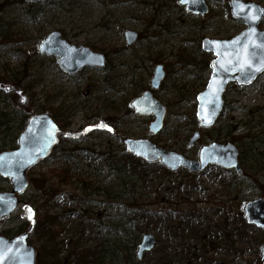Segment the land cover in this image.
I'll use <instances>...</instances> for the list:
<instances>
[{
  "label": "rangeland",
  "instance_id": "1",
  "mask_svg": "<svg viewBox=\"0 0 264 264\" xmlns=\"http://www.w3.org/2000/svg\"><path fill=\"white\" fill-rule=\"evenodd\" d=\"M205 1L208 12L200 16L187 12L178 0H77L63 7L57 0L32 4L0 0V77H5L0 81L5 122L0 129V151L17 146L24 120L15 118L18 104L4 95L13 85L10 74L19 73L27 79L13 94L15 101L22 99L20 108L27 113L54 114L63 100L67 112L70 109L69 118L53 116L59 127L57 149L28 171L29 179L42 188L30 183L14 212L0 220V235L12 237L20 227L25 230L31 225L29 243L36 251L42 248L46 256L53 250L62 260L69 257L64 264H77L75 254L80 251L124 245L130 242V234L138 233L139 241L144 233L154 236L153 249L141 259L136 258V248L127 251L129 254L116 251L112 264H264V229L247 223L244 212L245 203L264 199V73L249 86L229 84L222 115L212 127L201 128L199 141L187 147L197 128L196 124L189 130L196 100L188 91L176 90L183 85L196 88L199 82L186 80L180 85L176 69L189 63L181 57L184 63L179 65L176 55L182 51L201 58L196 48L201 39L230 38L245 28L231 16L229 0ZM243 1L264 7V0ZM259 27L264 30V19ZM126 29L139 34L130 46L123 36ZM54 30L75 45L106 53L108 65L103 70L86 68L73 76L64 74L56 58L38 52L40 42ZM159 62L168 75L155 95L167 106V113L163 129L151 134L147 124L153 116L130 114L127 108L133 93L144 89ZM139 80L143 87L134 89ZM110 83L118 93L107 90ZM89 84L93 88L85 102L83 90ZM27 85L32 88L30 93L24 92ZM56 97L58 102L52 104ZM97 112V119L92 118ZM105 112H117L119 126L114 135L108 130L111 124ZM177 114L181 115L179 121ZM102 124L106 127L96 130ZM227 126L233 128L230 134L224 131ZM218 127L223 128L219 135ZM125 136L150 137L190 159L198 158L202 145L235 138L244 155L245 175L216 165L196 173L183 167L163 171L159 164L153 169L143 166L137 186L124 189L115 171L107 168V156L98 152L111 150L114 163L120 159L121 165L127 163L133 171L121 152ZM250 137L255 138V144L248 143ZM87 152L95 156H87ZM61 170L68 175L67 185L58 184L54 176ZM9 188V181L0 177V190ZM45 214L54 217L47 227L44 221L38 222ZM39 226L54 229V236L38 233L35 229Z\"/></svg>",
  "mask_w": 264,
  "mask_h": 264
},
{
  "label": "water",
  "instance_id": "2",
  "mask_svg": "<svg viewBox=\"0 0 264 264\" xmlns=\"http://www.w3.org/2000/svg\"><path fill=\"white\" fill-rule=\"evenodd\" d=\"M38 2L44 0H27ZM185 6L186 11L204 15L208 11L205 0H179ZM238 5L247 6L242 10ZM233 18L243 22L244 30L231 38L216 39L204 38L201 40V49L211 53L214 58L211 61V73L208 81L196 95L195 116L200 127L212 126L220 116L223 105L225 88L230 82L238 85L251 84L264 71V30L259 23L264 18V8L254 2L230 0L228 3ZM236 13V14H234ZM256 19H252V16ZM126 45L136 42L138 34L134 30L124 32ZM233 42H238L234 44ZM245 45L251 46V59L255 61L247 75V81L242 78L241 72L232 70L227 61V54L242 49ZM39 52L57 58L58 66L67 74H74L85 67L101 68L105 66V55L95 52L89 47L75 45L62 37L60 31L54 30L48 33L39 45ZM220 53V55H218ZM227 69V70H226ZM165 77L163 64H157L153 68L150 77V89H144L139 95L130 100V106L134 113L140 115L153 114L154 120L148 125L152 134L158 133L163 126L166 113V105L161 103L152 92V89L160 87ZM89 84L86 87L88 90ZM58 127L48 113L32 115L23 131L18 135V146L11 150L0 152V176L9 179L10 190L0 191V219L9 216L19 203L18 196L23 193L29 184L27 171L49 156L53 147L58 142ZM200 137L199 129H196L187 144L191 147ZM126 150L134 156L147 162L160 161L171 171L180 167L187 168L190 172H197L209 164H215L226 169H233L238 175L244 174L239 162V149L232 142H211L202 145L199 149L198 160L185 157L183 154L165 149L148 137H126L123 140ZM247 222L256 227L264 228V200L249 201L244 206ZM28 231H24L13 238L0 235V264H36V249L27 240ZM155 245L152 234L145 233L137 247V257L141 258L145 251L151 250ZM264 257V246L261 249ZM212 264H227L215 261Z\"/></svg>",
  "mask_w": 264,
  "mask_h": 264
},
{
  "label": "trees",
  "instance_id": "3",
  "mask_svg": "<svg viewBox=\"0 0 264 264\" xmlns=\"http://www.w3.org/2000/svg\"><path fill=\"white\" fill-rule=\"evenodd\" d=\"M77 2V0H57V5L60 7H63L64 5H73ZM196 48L198 49V53L202 56L201 58H197L195 59L192 55H188L187 53H183L182 51H179L176 55L177 57V61L178 64L180 65L183 61L181 60V57H184L185 60L189 63H187V66L182 65V67L176 69V77L180 78V85H183L182 83H185L186 80H190V81H194V82H199V85L196 86V88H194L195 86L192 85L190 87H188L187 85H183L181 87H178L176 91L179 92H184V91H188L191 95V97H195L196 93L198 91H200L202 88H204L208 76L210 74V59H209V55L202 52L200 50L199 45L196 46ZM121 50V49H118ZM105 56H107V54L105 53ZM108 60V58H107ZM184 63V62H183ZM108 65V61L106 66ZM19 73H13L10 74L8 79L10 80L9 82L12 83L13 85L9 87V90L5 93V96L7 97V99L13 102H16L18 104V107H16V112H15V118L22 116L23 117V121L22 124H25V119L28 118L30 115H32L31 113H27V109H21L20 106H22L23 102L22 99L17 102L13 99V94L17 91V88L20 87V83L26 81V78H21L18 76ZM168 75V74H167ZM5 77H0V81H2ZM109 86H107V90L108 91H115V92H119L118 90H115L113 88V86L110 84H108ZM164 85V84H163ZM162 85V87H163ZM138 87H135L134 89H141L143 87L142 85V81H138L137 83ZM147 86V84L144 86V88ZM193 88V89H192ZM24 92H28L30 93V90L32 89L30 85L25 86L24 88ZM11 91H12V95H11ZM23 92H20V94L22 95ZM120 94V93H119ZM137 92L133 93V95H136ZM32 95V94H31ZM132 95V96H133ZM21 98V97H20ZM185 98V97H182ZM88 107L90 106L89 104H87ZM111 107H112V103H110ZM85 108V107H84ZM54 110H56V112L54 113L56 116L57 114H61L59 115L60 117H70V109H68L67 112V107L64 106V100L61 101V103L58 105V107H56ZM61 111H63L64 114ZM109 114H107V112L103 113L104 115H108V120L110 121V128L108 129L110 132H112V134H116L117 130L116 127L119 126V119H117L115 117V114L117 112H114L112 114H110L111 112H108ZM130 113V112H129ZM53 114V115H54ZM99 112L94 113L93 116L97 117L99 116ZM176 119L179 121L181 120V115H176ZM263 121V120H262ZM67 124V123H66ZM197 122L195 121L194 116H191V123L190 125V129L189 130H193V125H196ZM0 125L4 126L5 122H4V118H3V114H1V119H0ZM62 125V124H61ZM246 126L250 127L249 124H245ZM22 128V127H21ZM227 134H230L233 131V128H227L224 130ZM216 132L219 134H221L223 132V128H216ZM187 138L185 137V140ZM248 141V143L251 144H255V138L254 137H250L248 139H246ZM231 141H235V138H232ZM264 147V144H263ZM112 151H100L99 154H103L106 155V161H107V168L110 170H114L116 176L120 179V184L122 186V188H133L137 186V180L138 178V174H144L143 173H139V170L143 167H149L151 169L159 167L158 163H144L142 162L140 159L135 158L134 156H132L131 154L127 153V151L125 149L121 150V152L124 154V156L128 157L130 164L133 166V171H130V167L127 168L126 165H128L127 163H125V165H121V160L118 159L116 161V163H114V156H112L113 153H111ZM244 160V155L243 152H240V162L242 163ZM114 163V164H113ZM163 171H166L164 168H161ZM130 172H133L134 175H130ZM137 175L136 179H134V176ZM49 176H53V175H49ZM54 176L57 178V183L60 185H67L68 184V175L66 173L65 170H61L60 172H57L54 174ZM30 182H34L36 188H42L41 184L30 180ZM256 185H258L259 187H262L260 184L257 183L256 181ZM125 194V192L123 193ZM54 220V217L49 216V215H44V216H40V218L38 219V222H43L44 221V227L47 225L46 223H48V225L52 224ZM47 227V226H46ZM39 229H35L36 231H38V233H41L42 235L49 234V237L52 238L54 236V229H43V227H37ZM20 229H18L19 231ZM56 230V229H55ZM139 233L137 235L135 234H130L127 238H129L128 240L130 241L129 243H126L124 245L120 244L119 246H123V248H120L118 245L115 247H110L108 245H102L99 246V248H95L94 250H85V251H80L78 254H75V262L77 264H112L114 255L117 256L116 251L118 252H125V254H129L127 251H131L134 250L139 242ZM133 253V252H132ZM129 257V256H128ZM69 259V257L65 258ZM65 259H60L57 257V252L56 251H49V254L44 255L42 253V248H38V252H37V264H64L65 263ZM154 264V263H153Z\"/></svg>",
  "mask_w": 264,
  "mask_h": 264
},
{
  "label": "snow or ice",
  "instance_id": "4",
  "mask_svg": "<svg viewBox=\"0 0 264 264\" xmlns=\"http://www.w3.org/2000/svg\"><path fill=\"white\" fill-rule=\"evenodd\" d=\"M183 2V0H181ZM234 3H238V0H234ZM238 7L242 10L243 8L247 7L244 5H238ZM236 14V13H234ZM252 19H256V17L253 15ZM234 44L238 45V42H233ZM259 47H264V44L259 45ZM220 55V53H218ZM229 65L232 66V70H239L242 74V78L247 81V75L252 68L253 64L255 63L254 60L251 59V46L245 45L242 49L232 51L227 54V61ZM227 70V69H226ZM97 127H106V125H99ZM28 212H31L30 209H27ZM31 219V216L28 217ZM3 257H0L2 259Z\"/></svg>",
  "mask_w": 264,
  "mask_h": 264
},
{
  "label": "flooded vegetation",
  "instance_id": "5",
  "mask_svg": "<svg viewBox=\"0 0 264 264\" xmlns=\"http://www.w3.org/2000/svg\"><path fill=\"white\" fill-rule=\"evenodd\" d=\"M212 59H213V57L210 58V61H211ZM159 63H160V62H159ZM163 67H164V65H163ZM86 97H87L86 99L89 98L88 95H87ZM56 102H58V97H56L55 99H53L52 104H55Z\"/></svg>",
  "mask_w": 264,
  "mask_h": 264
}]
</instances>
